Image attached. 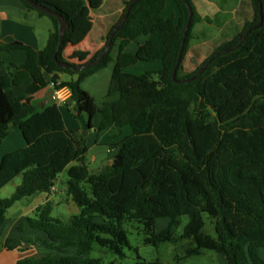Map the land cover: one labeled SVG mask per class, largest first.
<instances>
[{
	"label": "trees",
	"instance_id": "trees-1",
	"mask_svg": "<svg viewBox=\"0 0 264 264\" xmlns=\"http://www.w3.org/2000/svg\"><path fill=\"white\" fill-rule=\"evenodd\" d=\"M34 1L62 15L68 30L59 47L58 20L21 0L27 10L51 20L47 44L36 50L21 42L0 43V144L13 128L21 131L26 142L0 161V191L21 177L14 193L0 198V227L9 209L38 193H51L65 171V192L80 212L63 221L52 217V202L39 206L17 230L38 233L24 242H41L57 253L35 255L16 264H101L89 258L95 251L125 258V250L132 249L126 226L133 222L143 226L145 246H176L182 255L177 254L173 264L205 251L223 256L226 264H264L259 253L264 248V19L260 28L240 42L260 23L257 0H241L237 12L245 22L228 25L211 55L186 70L194 30L206 20L193 0H187L194 15L176 77L197 78L186 84L173 81L189 18L184 0H172L177 21L163 16L169 0H141L106 57L81 72L73 71L78 65L72 63L68 69L58 67L54 57L57 54L60 62L69 63L64 52L73 34L86 32L83 9L69 11L63 7L66 0ZM90 2L94 8L102 4V0ZM130 2L125 1L122 15ZM118 22L109 31L106 45ZM140 37L148 39L141 44ZM132 43L139 45L136 54L126 51ZM14 51L25 52L26 61L7 70L1 57ZM157 59L162 63L158 71L141 75L125 71ZM110 62L113 74L99 107L82 84ZM29 80L26 93L16 95L13 88ZM51 83L57 89H71L72 102L67 101L65 107L74 108L82 130L66 128L59 105L40 111L33 103L34 96ZM97 116V131L109 129L115 138L130 127L131 135L117 145L114 162L93 173L86 163L87 135ZM205 214L213 220L215 237L205 230ZM183 216L190 221L177 237ZM161 218L169 219V224L157 232ZM11 242L18 240H9L8 248ZM70 249L76 255H62ZM138 259L139 264L146 263L139 255Z\"/></svg>",
	"mask_w": 264,
	"mask_h": 264
},
{
	"label": "crops",
	"instance_id": "crops-1",
	"mask_svg": "<svg viewBox=\"0 0 264 264\" xmlns=\"http://www.w3.org/2000/svg\"><path fill=\"white\" fill-rule=\"evenodd\" d=\"M125 1L127 0H102V4L97 8L92 7L90 0L63 1V7H66L69 11L83 9L84 16L81 19V22L84 24L86 29V32L83 36L73 34L69 45L65 49L64 56L69 63L83 65L89 62L95 56V54L105 48L106 37L111 28L120 19L124 10ZM221 1V8L223 7L222 9H224L225 6L223 5H225V3L229 4V2L227 0ZM170 2H172V5H170ZM240 2L241 0H234L232 5L230 4L228 7V9L231 8V10H234L235 13L232 20L234 24L239 26L242 25L246 20V18L240 16L237 12ZM167 5L171 7L172 12H175L174 8H176V6L172 0H169ZM217 14L220 15L222 12L219 10ZM52 30L53 28H51V23L45 19V17H41L37 12L27 10L22 4L21 0H0V43L21 42L25 45L33 47L36 50H42L45 48ZM147 39V37H140L138 41L143 44L147 41ZM133 44L137 45V49L139 48L138 43H132L126 49L127 52H129L128 50ZM1 60L5 69L8 70L11 69L12 64H23L26 61V54L23 51H14L12 53L3 54ZM194 65L195 62H192L190 66H186V70L192 69ZM65 78L66 76H62V80ZM30 83L31 80L25 82L19 88H13V91L16 95H24ZM52 95L53 90L49 85L47 88L41 90L34 96L33 103L41 111L46 107L55 104ZM65 110H63L61 107L66 128L71 131L82 130L81 125H78V123L74 122L72 119V115H75L76 118V111L74 108L65 107ZM99 124L100 116H97L93 121V128L88 132L87 135V144L89 150L86 154V161L87 156L91 152L92 148L90 144L91 135L99 132L97 131ZM100 133L106 137L107 134L110 136L111 131L107 129L100 131ZM126 137L112 138L110 136V139H112L107 143L109 146L108 152L110 149H112L113 152H109V154L116 156L118 151L117 145L120 144ZM4 142L9 144L7 150H5L9 153L11 151L24 148L26 144L25 139L23 141L21 136L13 130L11 131L10 137L6 138L2 143ZM2 143L0 145H2ZM95 144L97 143L95 142ZM2 153L4 152L0 153V159L2 157ZM94 158L95 157L93 156V159ZM114 158L111 159L109 165L114 162ZM67 181L62 180V177H59L57 181L58 185L56 184V192L38 193L32 197L18 202L15 204V206L8 210L6 214V222L0 227V264H16L22 259L39 254H55L53 251L46 249L41 242H37L34 245L24 242V240H30L37 237L38 233L33 231L21 233L17 230V227L27 217H33L35 210L39 206H42L49 201L53 203L54 209L55 206L63 204L66 206V211L69 210L72 215L78 214L80 212L79 208L65 192ZM39 236L42 237V235ZM9 240H18V242H11L9 245L12 248H8L7 242ZM263 250L264 248L259 250L262 259H264L262 256Z\"/></svg>",
	"mask_w": 264,
	"mask_h": 264
},
{
	"label": "rangeland",
	"instance_id": "rangeland-1",
	"mask_svg": "<svg viewBox=\"0 0 264 264\" xmlns=\"http://www.w3.org/2000/svg\"><path fill=\"white\" fill-rule=\"evenodd\" d=\"M193 1L196 4L197 9L201 14V16L206 20L198 24L194 30L195 36L191 41L190 48L187 54V61H186L187 66H190L192 62H195V64L196 62L197 64L198 63L200 64L211 55L215 46H217L219 41H221L222 34L226 32L228 25L233 23L232 19L235 13L234 10H231V8L228 9L230 4L232 5L234 0H227L229 4L225 3V5H223L225 6L224 9H222L223 7L221 8V4H222L221 0H193ZM170 5H172V2H170ZM174 9L175 12H172L171 7L167 5L163 13V16L172 17L175 21H177L178 12L176 8ZM219 10L222 12V14L220 15L217 14ZM45 19H47L51 23V28H53V24L51 20L46 17ZM128 51L133 52L132 54H136L138 52L137 45L133 44ZM115 53L116 51L114 50L113 54ZM194 67L195 65L193 66V68ZM113 68H114V63L110 62L106 68H103L93 76L87 78L82 84V88L95 99L99 107H101L103 102L105 101L106 94L110 86L111 77L113 74ZM161 68H162V63L160 59H157L152 61L139 62L127 68L126 72L128 71L131 74L141 75L147 71H158ZM61 107L63 108V110H65V106H61ZM72 119L74 120V122L78 123V125H81V122L77 118H75V115H72ZM12 130L17 132L24 141V137L22 136L20 130H18L17 128H14ZM129 134H131V128L125 127L122 129L121 136L115 138L126 137ZM110 136L107 134L105 137V135L103 136V134L100 132L91 135L90 144L92 148H91V152L87 156L86 163L90 171L93 173H96L99 170H101L104 166L109 165L111 159L115 157V155H111L108 152L109 146L107 145V143L113 138L111 136L112 138L110 139ZM95 142L97 144H95ZM8 145L9 144H7V142H4L2 143V145H0V153L4 152L2 153V157L0 161L2 160L5 154L9 153L8 151H5L7 150ZM93 156L95 157L94 159ZM60 177H62V180L67 181L68 180L67 171L63 172L60 175ZM20 184H21V177L15 178L9 185H7L4 189L0 191V197L3 199L9 198L15 192L17 186H19ZM67 211L65 205L59 204L55 206V209L52 213V217L55 219H61L63 221H67L72 216L71 212L69 210ZM203 218L206 223L205 225L206 232L212 235L213 237H215L213 220H211V218L206 214L203 215ZM189 221L190 219L187 216H183L181 218V224L176 231L177 237H180L183 234L184 228L189 223ZM168 224H169V219L167 218L159 219L156 223V231L161 232L162 230L167 228ZM126 229L129 232V241L132 249L127 248L125 250V258H121L119 256L110 253H103L98 251L93 252L89 258L98 259L100 260L101 264H139L140 262V260L138 259V255H139L144 261H146L145 264L150 262H155L157 260H159L162 264H173L175 263V256L177 254L178 255L181 254V252H176L175 250L176 246L170 243L162 244L158 249L152 246H145L143 244L144 241L143 226L137 222L128 224L126 226ZM135 250H137V252ZM53 253L56 254L57 252L53 251ZM262 253L264 254V250ZM263 254L262 256L264 257ZM62 255L73 256L76 255V252L75 250L70 249L66 253H62ZM225 263L226 260L223 256L213 251H205L204 254L201 256L185 258L184 260L181 261L180 264H225Z\"/></svg>",
	"mask_w": 264,
	"mask_h": 264
},
{
	"label": "water",
	"instance_id": "water-1",
	"mask_svg": "<svg viewBox=\"0 0 264 264\" xmlns=\"http://www.w3.org/2000/svg\"><path fill=\"white\" fill-rule=\"evenodd\" d=\"M24 1L27 4H29L31 7H33L35 10H38L40 12H43L46 15L53 16V17H55L58 20V23H59V36H60L59 47H60V45L63 42L64 36H65V34H66L67 30H68V22L64 19V17L62 15L58 14L55 11L50 10L46 6H44L42 4H39V3H37L34 0H24ZM140 1L141 0H131V2L126 7V10H125L124 14L122 15L120 21L118 22L117 26L112 30V32H111V34L109 36V39H108V42H107V45H106L105 49L99 53L98 57L96 59H94V60H91V61L83 64V65H78L77 67L72 68L73 71H75V72H81L82 70H84L86 68L96 66V65H98L106 57V55L108 54L109 50L111 49V47L113 45V42H114V39H115L117 33L123 28L124 24L126 23V21L129 18V15H130L132 9ZM184 2L186 3V5L188 6V9H189V18H188V21H187V24H186V27H185V30H184L183 41H182V45H181V48H180V51H179V56H178L177 64H176V66L174 68V71H173V81L175 83H177V84H186V83H189V82L194 81L197 78V75L194 76V77H192V78H190V79H186V80H178L177 77H176L177 76L178 69H179V66H180V63H181L182 58H183V55H184V51H185L186 36H187L188 31H189V29L191 27L193 15H194L193 10L189 6L188 1L187 0H184ZM257 2L259 4V8H260V23L258 25H256L255 27L249 29L244 34V36L240 39V42L244 38H246L250 34V32H252L253 30H256V29L260 28L262 26V24H263V19H264V15H263V0H257ZM54 59H55L57 65H58V67H60L62 69H68V68H70V63L60 62L58 60V58H57V54L55 55ZM207 65H205L199 71L198 74L202 73L206 69ZM68 101H69V103L72 102L71 99H69Z\"/></svg>",
	"mask_w": 264,
	"mask_h": 264
},
{
	"label": "built area",
	"instance_id": "built-area-1",
	"mask_svg": "<svg viewBox=\"0 0 264 264\" xmlns=\"http://www.w3.org/2000/svg\"><path fill=\"white\" fill-rule=\"evenodd\" d=\"M50 87L53 90V101L55 104L59 106H65L67 101L70 99L72 93L71 89L69 87H63L61 89H57L56 85L54 83L50 84ZM109 152H113L112 149L109 150ZM57 191L56 185L51 188V193H54Z\"/></svg>",
	"mask_w": 264,
	"mask_h": 264
}]
</instances>
